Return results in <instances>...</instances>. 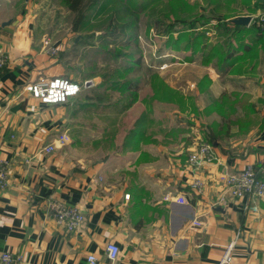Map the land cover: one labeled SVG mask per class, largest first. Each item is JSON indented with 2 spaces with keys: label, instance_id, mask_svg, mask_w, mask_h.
Segmentation results:
<instances>
[{
  "label": "crops",
  "instance_id": "1",
  "mask_svg": "<svg viewBox=\"0 0 264 264\" xmlns=\"http://www.w3.org/2000/svg\"><path fill=\"white\" fill-rule=\"evenodd\" d=\"M24 3L0 0L8 59L0 71V162L9 164L0 255H19L15 264H91L89 255L97 264H217L238 235L232 264H264V200L247 212L220 179L247 163L264 176V0H244L242 15L252 20L229 67L177 73L176 103L167 96L170 70L81 79L71 67L82 42L56 41ZM54 76L81 83L80 93L44 104L26 89ZM61 134L67 140L58 141ZM201 139L213 142L215 159L194 168L188 158ZM54 203L78 206L82 226H59ZM111 241L120 247L113 261Z\"/></svg>",
  "mask_w": 264,
  "mask_h": 264
},
{
  "label": "rangeland",
  "instance_id": "2",
  "mask_svg": "<svg viewBox=\"0 0 264 264\" xmlns=\"http://www.w3.org/2000/svg\"><path fill=\"white\" fill-rule=\"evenodd\" d=\"M28 3L37 10L46 34L60 43L68 41L69 47H76V40L82 42L77 45L80 61L71 67L81 79L90 74L110 75L111 71V78L126 79L141 71L170 70L175 77L170 79V87L175 90L178 72L192 73L201 67L222 70L231 63L227 54L233 50L231 59H235L244 45V29L198 36L195 47L188 36L176 40V34H159L160 21L179 26L198 18L206 5L216 10L215 17L238 16L244 13V0H84L76 11H71L65 0H25L24 4ZM126 6L140 11L139 20ZM138 57L141 62L130 68L129 63ZM169 98L176 103V93L169 92ZM226 115L231 114L228 111Z\"/></svg>",
  "mask_w": 264,
  "mask_h": 264
},
{
  "label": "built area",
  "instance_id": "3",
  "mask_svg": "<svg viewBox=\"0 0 264 264\" xmlns=\"http://www.w3.org/2000/svg\"><path fill=\"white\" fill-rule=\"evenodd\" d=\"M264 23V15H262ZM202 29V27H201ZM213 33V32H212ZM46 47L51 53H56V46L52 45L51 40L46 38L44 41ZM7 55L0 47V71L7 66ZM26 89L32 95L44 104H61L67 102L70 98L77 96L81 91V85L76 80H72L65 76H54L47 81L41 83H30ZM66 134L58 136V141L67 140ZM56 147L53 144L48 145L46 150L52 151ZM214 145L207 141H198L196 148L189 154V164L198 168L204 164L211 163L215 159ZM9 176V164L7 161L0 162V187H5ZM225 183L228 193L234 197L243 200V209L247 212H258L259 202L264 200V176L259 168L253 163H247L245 167L238 171H228L220 176ZM198 190L202 187V182L196 179L193 183ZM126 198H130V194H125ZM179 202H185L180 197ZM51 214L56 223L67 231H75L82 226L85 220L83 211L75 205L65 203H54L51 205ZM200 224V223H198ZM238 237V235H237ZM237 237L230 240L226 249L217 264H232L233 250L236 245ZM120 253V247L117 243L111 241L106 245V255L110 260H115ZM0 259L4 264H15L20 260L19 255H15L8 251H3ZM88 260L91 264H97V257L89 255Z\"/></svg>",
  "mask_w": 264,
  "mask_h": 264
},
{
  "label": "trees",
  "instance_id": "4",
  "mask_svg": "<svg viewBox=\"0 0 264 264\" xmlns=\"http://www.w3.org/2000/svg\"><path fill=\"white\" fill-rule=\"evenodd\" d=\"M84 0H65V3L67 5V7L71 10V11H76L78 9H80V7L82 6ZM126 4V2H122V4ZM128 7V11L130 12V15H133L135 18V20H139L140 18V11H137L129 6ZM202 14L196 18L193 19L192 21H184L182 23H180L179 26H176V23H172L170 21H160V25H159V34H166V35H174L176 40H179V38L181 36H188L190 42L192 43L191 47H195L196 45V39L198 36L201 37H210V34H216L217 30L218 33L221 34L222 33H231L233 30H239V29H244V25L243 24H236L232 22V18L233 17H220L219 15H217V17H215L216 14V10L213 7H210L208 5H206L202 10ZM239 15H242L240 13H238ZM236 14V15H238ZM264 15V14H263ZM236 17V16H234ZM261 24L264 30V23L262 22V17H261ZM176 27V28H175ZM202 27V29H201ZM214 31V32H213ZM213 32V33H212ZM233 41V38L231 39ZM234 42V41H233ZM237 48V47H236ZM234 51L232 50L230 53L227 54V59H230L233 55ZM142 57H138L137 60H135V63H129V67L132 68L134 66H136L138 63H140ZM143 62V61H142ZM229 67L228 63H226L225 67ZM138 67V66H137ZM224 67V68H225ZM169 92H171L173 95L176 93V91L174 89H169L168 90V98H169ZM170 99V98H169ZM201 141H207L210 142L211 144H213V142L205 139H201Z\"/></svg>",
  "mask_w": 264,
  "mask_h": 264
},
{
  "label": "water",
  "instance_id": "5",
  "mask_svg": "<svg viewBox=\"0 0 264 264\" xmlns=\"http://www.w3.org/2000/svg\"><path fill=\"white\" fill-rule=\"evenodd\" d=\"M252 20L250 15H238L232 19L233 23L247 25Z\"/></svg>",
  "mask_w": 264,
  "mask_h": 264
},
{
  "label": "bare ground",
  "instance_id": "6",
  "mask_svg": "<svg viewBox=\"0 0 264 264\" xmlns=\"http://www.w3.org/2000/svg\"><path fill=\"white\" fill-rule=\"evenodd\" d=\"M72 80H73V79H72ZM86 83H87V82L85 81V83H84V84H86ZM80 85H81V89H82V86H83V85H82L81 83H80ZM70 99H71V98H70ZM70 99H69V100H70ZM69 100H68V101H69Z\"/></svg>",
  "mask_w": 264,
  "mask_h": 264
}]
</instances>
